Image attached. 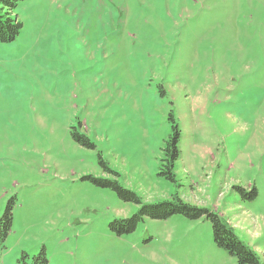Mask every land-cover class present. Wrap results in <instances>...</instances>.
Masks as SVG:
<instances>
[{"label": "rangeland", "instance_id": "rangeland-1", "mask_svg": "<svg viewBox=\"0 0 264 264\" xmlns=\"http://www.w3.org/2000/svg\"><path fill=\"white\" fill-rule=\"evenodd\" d=\"M12 15L0 264H239L204 216L110 227L172 197L264 264V0H21ZM173 121L175 181L160 174Z\"/></svg>", "mask_w": 264, "mask_h": 264}, {"label": "trees", "instance_id": "trees-1", "mask_svg": "<svg viewBox=\"0 0 264 264\" xmlns=\"http://www.w3.org/2000/svg\"><path fill=\"white\" fill-rule=\"evenodd\" d=\"M21 0H0V42H9L17 36L22 26L21 22L12 15V11L18 2ZM172 119V115H171ZM174 122V121H173ZM172 133L165 141L164 161L162 164L160 174L164 175L171 181H175L173 173L174 161L178 155V136L179 129L176 122L172 124ZM243 192V189H241ZM121 195L122 191H118ZM244 194V193H243ZM133 195V194H132ZM245 195V194H244ZM134 199L139 202L138 198ZM174 214H182L189 219H198L203 217L210 221L213 230V240L215 244L230 255L236 258L239 264H263L260 261L259 254L253 251L247 243H244L234 232L233 228L215 211L208 210L207 208L188 203L179 197H172L170 200H163L153 203L142 204L137 213L126 219L115 220L110 223V227L115 228L116 225L121 227L123 231H132L141 218L146 215L152 219H165ZM11 222V213L9 209H5L2 217L0 218V235L4 237L9 230ZM40 258V257H39ZM43 264L46 259L42 257Z\"/></svg>", "mask_w": 264, "mask_h": 264}]
</instances>
